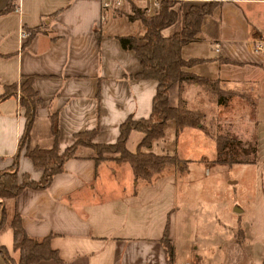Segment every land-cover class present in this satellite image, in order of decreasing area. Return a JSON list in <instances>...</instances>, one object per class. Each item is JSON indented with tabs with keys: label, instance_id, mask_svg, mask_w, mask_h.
<instances>
[{
	"label": "crops",
	"instance_id": "1",
	"mask_svg": "<svg viewBox=\"0 0 264 264\" xmlns=\"http://www.w3.org/2000/svg\"><path fill=\"white\" fill-rule=\"evenodd\" d=\"M129 1L139 7L147 5L143 0H123L117 7L121 10ZM212 1L217 3L201 17L196 39L181 47L180 56L197 59L186 71L217 81V102L196 84L175 83L168 89V105L175 107L181 100L187 109L203 112L206 121H215L216 128L222 129L225 123L231 129L225 136L236 139L235 149L254 158L246 164L259 169L254 188L240 193V201L234 192L217 202L212 197L220 191L186 189L209 174L206 158L198 163L205 168L198 175L191 174L196 160L182 158L186 156L180 153V136L203 134L215 154L214 142L199 127L186 126L176 132L174 122L168 120L163 136L152 141L148 150L188 161L184 173L173 169L151 184L134 183L126 163L111 156L95 161L89 147H78V156L65 160L46 188H25L3 199L0 245L10 257L16 256L10 223L18 216L28 237L49 236L48 245L59 259L31 264L263 263L264 49L254 51L253 42L264 41V0ZM190 3L174 4L176 20L160 31L163 36L182 27ZM10 4L12 9L0 14V95L10 85L15 90L0 99V171L10 168L17 152L24 123L18 86L26 77H31L39 99L28 131L29 149L55 147L59 153L73 143L76 133L93 128L92 143L112 144L126 117H148L155 82L134 77L138 58L117 40L144 32L139 21L127 20L129 10H108L102 18L101 0H0V11ZM37 27L29 38L20 37V32ZM142 136L130 130L125 149L134 153ZM22 175L32 181L41 176V169L33 166L23 149L17 157L18 181ZM214 203L222 207L217 216ZM193 213L200 216L198 230L187 232V215ZM165 226L172 247L170 262L160 242ZM0 264H4L1 255Z\"/></svg>",
	"mask_w": 264,
	"mask_h": 264
},
{
	"label": "trees",
	"instance_id": "2",
	"mask_svg": "<svg viewBox=\"0 0 264 264\" xmlns=\"http://www.w3.org/2000/svg\"><path fill=\"white\" fill-rule=\"evenodd\" d=\"M176 2L178 1L159 0L153 13L147 14L143 7L129 1V12L125 14V17L128 21H139L144 28V32L140 37L125 35L118 36L117 40L122 49L133 51L138 58L139 70L134 74V77L153 80L155 82V92L151 99L148 117L137 120H133L130 116L126 117L118 126V134L114 143H92L96 133V128H93L76 133L73 143L59 153L55 147L29 149L27 145L28 131L34 107L39 103V99L31 87V77H26L19 83V105L23 110L24 123L18 140L17 152L12 159V165L10 168L0 171V227L5 219L2 208L3 199L15 197L25 188L37 190L46 188L52 177L61 171L64 161L78 156V147H89L95 161L111 156L116 162L126 163L131 170L134 183L151 184L169 166L182 171L181 169L186 168L188 161H181L173 154L157 155L148 150L152 141L163 136L164 125L168 120L174 122L176 132L186 126L199 127L214 142L215 162L228 165L253 163L254 158H242L235 153L236 139L220 133L211 134L208 131L203 112L187 109L181 100L175 107L168 105V89L175 83L178 85L183 83L196 84L210 94L215 103L218 96L217 81H211L186 71L191 64L197 62V59L184 60L180 56L181 47L196 39L201 17L208 14L217 2L211 0L204 3H190L183 13L182 27L169 36H163L160 31L176 20L177 14L173 9ZM11 9L12 5L10 4L4 10H1L0 14ZM118 10L115 8L111 9L110 12ZM37 31L38 27L29 32L24 30L28 38ZM10 89L12 91L8 92ZM14 90L15 85H10L0 95V99L8 94H13ZM132 129L143 134L134 153L128 152L124 147L127 134ZM52 132L56 135L57 128L53 116ZM21 149L24 150V155L31 161L33 166L41 169L39 180L32 181L28 176L22 175L18 181L16 166ZM10 227L12 231V250L16 253V258L10 257L6 249L0 245V255L4 264H31L39 260L59 261L56 252L48 245L49 236L38 239L28 237L20 225L18 216L12 218ZM160 242L166 258L170 262L172 247L167 239V226L163 229ZM14 259H16L15 262ZM262 264H264V261Z\"/></svg>",
	"mask_w": 264,
	"mask_h": 264
},
{
	"label": "rangeland",
	"instance_id": "3",
	"mask_svg": "<svg viewBox=\"0 0 264 264\" xmlns=\"http://www.w3.org/2000/svg\"><path fill=\"white\" fill-rule=\"evenodd\" d=\"M193 3V2H191ZM204 3V2H203ZM179 6H177L178 8ZM127 9V11L129 10V4L124 3L123 7L120 10V7H117V9H119L120 13H124L123 9ZM226 98V95L224 94V100ZM225 103V102H224ZM236 105L234 106L233 104V108H235ZM225 111H228V107L226 108ZM225 113V112H224ZM226 115V114H224ZM212 119V118H211ZM205 125L208 129V131L213 134V133H218V130L223 131L224 135H229L231 132L230 128H227L226 124L224 123L223 128L221 129V127H217L216 125L217 123L215 121H205ZM219 131V132H220ZM202 135V136H201ZM200 136H198V138L194 137H188V135L186 134V132L182 133V135L180 137H182V144L181 149H180V153H182L183 156L186 157H182V158H190V159H194L195 164L191 165V174H196L198 175V171L201 170V168H205L206 166V170L209 174V177L204 178L203 180L201 178L196 179V181H193V184H191L190 186H186V189L190 190V191H194L197 188H204V189H212L211 191H213V193L215 191H220L218 195H214L212 198L217 202L219 200H225L227 197H230V195L232 196V194L235 192V198L237 200H241L242 199V192L244 191L245 194H247L248 190H250L251 188H254V182L258 176V168L254 165H232V166H228V165H224V164H219V163H215L214 161H211L212 157L216 158V153L214 154V150L213 148H211L210 146V141L207 137H205L203 134H201ZM250 144V143H249ZM238 148L235 149V152H237ZM239 155V157H244V158H252L251 154L249 153H245V152H237ZM106 155V154H105ZM177 158V157H176ZM206 158L207 160V164L204 165H200L198 164L200 161V159H204ZM182 161V159H181ZM187 168V166H186ZM185 169H181L182 171H179L178 169H176L175 167L169 166L168 168L163 170V173H168V172H172L173 169L176 170L177 172L180 173H184V171H186ZM198 169V170H197ZM262 173V172H261ZM229 182L233 183V184H229L227 185ZM241 193V194H240ZM188 194V193H187ZM190 194V193H189ZM186 198H190L191 196H185ZM179 204V202H178ZM216 205V216L218 215V212H220L221 210L217 208L218 204H213ZM212 205V206H213ZM233 209V208H232ZM209 218H213V215H210ZM225 220V219H224ZM187 232L191 231V230H195V232L198 230V224L200 222V216H197V214H191V217H188L187 215ZM196 226V227H195ZM178 235H180V231H178ZM13 258H16V256H14ZM14 262L16 261V259L13 260Z\"/></svg>",
	"mask_w": 264,
	"mask_h": 264
},
{
	"label": "built area",
	"instance_id": "4",
	"mask_svg": "<svg viewBox=\"0 0 264 264\" xmlns=\"http://www.w3.org/2000/svg\"><path fill=\"white\" fill-rule=\"evenodd\" d=\"M123 0H101L100 8L102 11V18L106 11L115 9L117 8V5L119 2ZM147 2V5H145L143 8L147 14H152L153 11L157 8L158 6V1L159 0H143ZM177 1H188V2H207L210 0H177ZM149 3V4H148ZM27 34L22 31L20 32V37H25ZM264 41L263 40H255L253 42V50L254 51H260L262 52L264 47H263Z\"/></svg>",
	"mask_w": 264,
	"mask_h": 264
},
{
	"label": "water",
	"instance_id": "5",
	"mask_svg": "<svg viewBox=\"0 0 264 264\" xmlns=\"http://www.w3.org/2000/svg\"><path fill=\"white\" fill-rule=\"evenodd\" d=\"M235 211H236V209H234ZM237 211H238V209H237Z\"/></svg>",
	"mask_w": 264,
	"mask_h": 264
}]
</instances>
